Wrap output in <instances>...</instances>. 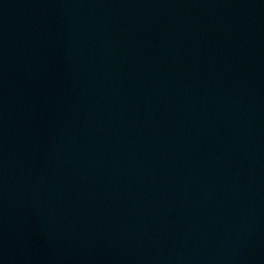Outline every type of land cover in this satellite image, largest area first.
I'll list each match as a JSON object with an SVG mask.
<instances>
[{
  "label": "water",
  "instance_id": "1",
  "mask_svg": "<svg viewBox=\"0 0 264 264\" xmlns=\"http://www.w3.org/2000/svg\"><path fill=\"white\" fill-rule=\"evenodd\" d=\"M0 264H264V0H0Z\"/></svg>",
  "mask_w": 264,
  "mask_h": 264
}]
</instances>
